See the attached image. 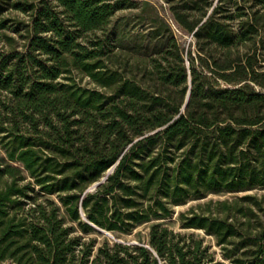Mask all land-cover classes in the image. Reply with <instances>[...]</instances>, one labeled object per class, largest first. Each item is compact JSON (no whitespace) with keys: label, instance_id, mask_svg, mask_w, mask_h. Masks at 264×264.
Here are the masks:
<instances>
[{"label":"trees","instance_id":"trees-1","mask_svg":"<svg viewBox=\"0 0 264 264\" xmlns=\"http://www.w3.org/2000/svg\"><path fill=\"white\" fill-rule=\"evenodd\" d=\"M163 1L188 66L149 1L0 0V263L264 264V0ZM136 9L145 81L116 51ZM240 192L178 213L218 253L168 222Z\"/></svg>","mask_w":264,"mask_h":264},{"label":"rangeland","instance_id":"rangeland-1","mask_svg":"<svg viewBox=\"0 0 264 264\" xmlns=\"http://www.w3.org/2000/svg\"><path fill=\"white\" fill-rule=\"evenodd\" d=\"M141 1V0H139ZM149 1L152 5H154L157 10L160 12L161 16L168 22V24L171 26L173 33L180 45V47L183 50V57H184V63L188 66L189 62L187 59L188 51L192 52V55L195 51L194 46V39L191 34L183 31L181 28H179L176 23L171 18V14L168 10L167 4L163 0H146ZM9 11H6V13ZM10 13V12H9ZM139 9L136 10H123L121 12H118L114 19L120 18L122 23V26L118 28V45L119 47L116 49V51L119 53V59L121 61V64L124 66V73L127 77H136L137 79H142V62H148L150 60L149 53L145 52L144 49L139 50L138 47H146L148 45H151L153 40L151 39V36H146L147 30L145 29V26H142V20L140 19L139 15ZM7 15V14H6ZM11 16H15L18 19H27V16L25 13L22 12H11ZM11 28L7 29V32L11 33ZM137 62L139 64H137ZM138 65V66H137ZM77 76V74H75ZM142 80H147V78H144ZM79 82L82 85L90 86L92 87L93 84L90 82V80L86 77H83ZM247 193H254L260 196L264 191H248ZM244 192H240L237 194L232 193H210L204 198L200 199H191L187 201L185 204L175 206L173 208L174 214L172 218L169 219V224L175 228L176 230H183L185 232H193L196 235L202 236L205 240V243H208L211 245L212 250L217 251L218 253V247L214 243V239L209 236L205 235L201 230H194V229H182L178 224V213L181 211H187L191 206H196L198 203H204L208 200H223L228 199L231 200L234 195L240 196L243 195ZM147 232L148 229L146 226H139L137 227L130 235H127L125 240L128 242H136L137 241V233L140 234L141 238L143 240L147 239ZM111 239L112 237L109 236ZM0 264H13L10 261H5Z\"/></svg>","mask_w":264,"mask_h":264},{"label":"water","instance_id":"water-1","mask_svg":"<svg viewBox=\"0 0 264 264\" xmlns=\"http://www.w3.org/2000/svg\"><path fill=\"white\" fill-rule=\"evenodd\" d=\"M188 98H189V92H187V95H186V98H185V103H184L183 106H185V105L187 104ZM114 166H115V165L111 166V167L108 169L106 175H104V176L101 178L100 181L95 182V183L91 186L90 189L95 188L97 185H99L101 182H103V181L106 179L107 175L113 171ZM97 229H98L99 231L103 232V233H106V234L110 235V234H109L108 232H106L105 230H102V229H99V228H97ZM133 243H136V242H133Z\"/></svg>","mask_w":264,"mask_h":264}]
</instances>
